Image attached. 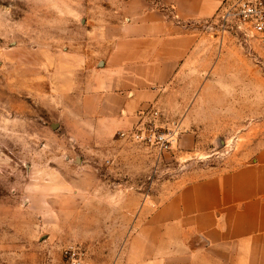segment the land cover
I'll return each mask as SVG.
<instances>
[{
	"label": "rangeland",
	"instance_id": "374dc122",
	"mask_svg": "<svg viewBox=\"0 0 264 264\" xmlns=\"http://www.w3.org/2000/svg\"><path fill=\"white\" fill-rule=\"evenodd\" d=\"M129 1L0 0V264H62L70 245L93 264H116L127 239L120 229L131 226L123 214L139 207L127 197L159 202L264 142V49L223 35L215 17L194 24L199 75L189 71L177 89L194 105L187 148L159 155L121 139L93 157L58 136L53 76L60 86L59 72L68 77L79 58L100 53Z\"/></svg>",
	"mask_w": 264,
	"mask_h": 264
},
{
	"label": "crops",
	"instance_id": "0c3cea01",
	"mask_svg": "<svg viewBox=\"0 0 264 264\" xmlns=\"http://www.w3.org/2000/svg\"><path fill=\"white\" fill-rule=\"evenodd\" d=\"M228 1H129L122 20L101 39L98 58L82 56L68 77L59 72L60 86L53 76L58 136L94 157L123 141L118 132L133 129L152 108L182 129L191 124L194 105L178 101L177 89L189 71L199 75L203 38L194 24L213 19ZM181 113L186 117L179 119ZM186 137L181 148L188 147ZM149 200H124L139 207L123 214L131 226L120 229L127 239L116 264H264V142L233 167L182 182L159 202Z\"/></svg>",
	"mask_w": 264,
	"mask_h": 264
},
{
	"label": "built area",
	"instance_id": "2783aa9c",
	"mask_svg": "<svg viewBox=\"0 0 264 264\" xmlns=\"http://www.w3.org/2000/svg\"><path fill=\"white\" fill-rule=\"evenodd\" d=\"M220 32L238 34L247 42L264 49V0H229L215 16ZM181 124L163 119L159 109L152 108L149 115L129 131H120L117 137L155 150L159 155L171 152L182 136ZM62 264H93L85 250L70 245L62 250Z\"/></svg>",
	"mask_w": 264,
	"mask_h": 264
}]
</instances>
